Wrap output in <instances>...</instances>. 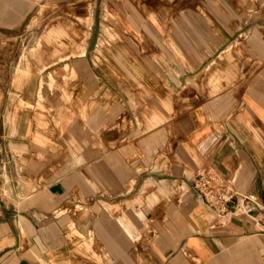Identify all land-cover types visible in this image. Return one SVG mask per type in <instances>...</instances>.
<instances>
[{"label":"crops","instance_id":"crops-1","mask_svg":"<svg viewBox=\"0 0 264 264\" xmlns=\"http://www.w3.org/2000/svg\"><path fill=\"white\" fill-rule=\"evenodd\" d=\"M0 264H264V0H0Z\"/></svg>","mask_w":264,"mask_h":264},{"label":"built area","instance_id":"built-area-1","mask_svg":"<svg viewBox=\"0 0 264 264\" xmlns=\"http://www.w3.org/2000/svg\"><path fill=\"white\" fill-rule=\"evenodd\" d=\"M192 187L204 202L216 213L230 210L253 211L259 207L257 198L253 194H241L233 188L223 185L218 174L212 169H202L197 172Z\"/></svg>","mask_w":264,"mask_h":264},{"label":"rangeland","instance_id":"rangeland-1","mask_svg":"<svg viewBox=\"0 0 264 264\" xmlns=\"http://www.w3.org/2000/svg\"><path fill=\"white\" fill-rule=\"evenodd\" d=\"M55 19H56V18H55ZM90 19H91V18H90ZM50 20L53 21L54 18L51 17ZM47 21H48V19L46 20V18H44L43 16H41V17H40V21H39V23H40V24H44V23H46ZM88 21H89V23H90V20H88ZM89 23H88V24H89Z\"/></svg>","mask_w":264,"mask_h":264},{"label":"bare ground","instance_id":"bare-ground-1","mask_svg":"<svg viewBox=\"0 0 264 264\" xmlns=\"http://www.w3.org/2000/svg\"><path fill=\"white\" fill-rule=\"evenodd\" d=\"M76 3V2H75ZM89 9V8H88ZM85 11V10H84ZM89 13V12H88ZM89 17V16H88ZM81 18V17H80ZM87 18H85V20H86ZM90 20V19H89ZM88 23H89V21H88ZM89 25V24H88Z\"/></svg>","mask_w":264,"mask_h":264}]
</instances>
